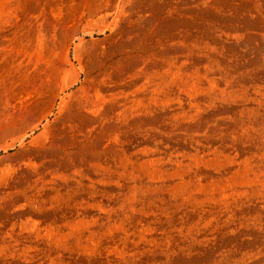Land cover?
Segmentation results:
<instances>
[{"label":"rangeland","instance_id":"obj_1","mask_svg":"<svg viewBox=\"0 0 264 264\" xmlns=\"http://www.w3.org/2000/svg\"><path fill=\"white\" fill-rule=\"evenodd\" d=\"M0 264H264V0H0Z\"/></svg>","mask_w":264,"mask_h":264},{"label":"bare ground","instance_id":"obj_2","mask_svg":"<svg viewBox=\"0 0 264 264\" xmlns=\"http://www.w3.org/2000/svg\"><path fill=\"white\" fill-rule=\"evenodd\" d=\"M89 74V70L86 68V67H84V66H82V67H80V69H79V71L77 72V74H76V76H75V78L73 79V82H72V84L73 85H76V84H78V83H80V82H82L83 81V77L86 75H88ZM85 84V81L83 82V85ZM101 96V90H99V89H97V88H93V89H88V91H87V93H86V106L87 107H90V109H91V107H93V106H96V99L98 98V97H100ZM83 104H85L84 102H83ZM80 109V108H79ZM84 109H85V107H84ZM72 113V112H71ZM80 115V114H79ZM65 116V115H64ZM73 117H75L74 115H73ZM66 119V118H65ZM69 119V118H68ZM69 120H71V119H69ZM78 120V119H77ZM65 121V120H64ZM78 122V121H77ZM65 126H66V124H65ZM77 126V125H76ZM58 127V126H57ZM71 129V128H70ZM70 129H68V128H63L62 129V132L63 133H66V137L65 138H63L62 140L65 142V141H69V136H68V134L70 133V132H72V129L70 130ZM60 131H61V129H60ZM62 135V134H61ZM65 136V135H64ZM67 143V142H66ZM19 148L18 149V152H17V154H16V157H17V155H19V156H22V159H24V160H29L31 157H36V156H38L40 153L38 152V151H36L35 149H32V148H30V147H27L26 145H25V137H22V138H20L19 140H17V141H15L13 144H11V145H8L7 147H6V150L8 151V150H12V149H15V148ZM14 157V156H13ZM9 158H10V156H9Z\"/></svg>","mask_w":264,"mask_h":264}]
</instances>
